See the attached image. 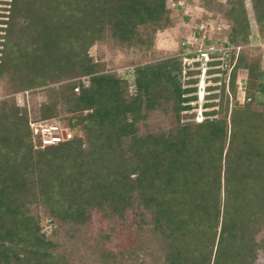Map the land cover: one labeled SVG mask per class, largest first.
<instances>
[{
  "label": "trees",
  "instance_id": "1",
  "mask_svg": "<svg viewBox=\"0 0 264 264\" xmlns=\"http://www.w3.org/2000/svg\"><path fill=\"white\" fill-rule=\"evenodd\" d=\"M202 1L199 20L228 25L210 41L243 46L234 106L224 85L202 121L184 113L197 96L185 87L196 80H184L183 57L136 65L132 92L91 54L107 36L149 52L176 24L168 0L9 1L0 35V264H70L40 208L60 228L87 225L95 211L116 220L131 210L145 234L140 248L149 243L160 264H256L264 255V57L249 46L264 42V0H250L259 38L247 0ZM189 33L199 36L194 25ZM27 91L46 100L19 106L14 94ZM43 120L69 138L35 147L30 122Z\"/></svg>",
  "mask_w": 264,
  "mask_h": 264
},
{
  "label": "rangeland",
  "instance_id": "2",
  "mask_svg": "<svg viewBox=\"0 0 264 264\" xmlns=\"http://www.w3.org/2000/svg\"><path fill=\"white\" fill-rule=\"evenodd\" d=\"M10 0H0V35L5 33L2 27L6 25L3 20H6ZM170 1V2H169ZM202 0H184V5L179 8H172V0H168V5L177 16L176 24L164 31H161L156 36V42L149 52L138 49H129L125 46L114 42L109 36L98 41L91 49V54L96 58L106 63L109 71L117 73L130 82V89L135 91L134 68L136 65L156 62L168 57L181 56L183 46L182 42L186 40L185 36L190 34L191 27L199 21L202 14L208 12L207 9L201 7ZM203 5V4H202ZM246 9L250 19L252 29L251 35L255 36L258 30V25L255 21L252 2L246 1ZM184 16H188L185 19ZM191 38V37H190ZM3 39L0 37V41ZM251 48L257 50L256 53H261L263 50L264 57V42L257 39H251L249 44ZM258 47V49H257ZM260 48V49H259ZM246 72V70L244 69ZM2 86L0 82V87ZM204 92L200 96L203 97ZM13 95V94H12ZM19 106H24L26 101L28 107L35 101L41 102L46 100L44 94L39 93L36 97H31L30 91L25 93L14 94ZM230 109L234 106L233 94L230 96ZM1 98V96H0ZM242 101V95L237 93V100ZM193 108L185 111V114L195 113V117L201 113L202 107L196 102L192 103ZM219 106L208 108V111L218 109ZM150 123V122H149ZM145 123L141 124V127ZM39 213L43 216L42 225L44 231L50 233L53 229L58 231L54 234L53 239L56 243L58 252L66 254L70 264H160L159 258H154L150 255V244L147 243L146 248H140L142 239L140 234L144 232L137 225V217L133 211L129 210L125 219L109 220L104 217L101 212L95 211L91 221L82 227H58L55 226L46 216L44 208H40ZM139 219V218H138ZM145 235V234H144ZM264 236V232L262 233ZM146 238V237H145ZM256 264H264V255H260V259Z\"/></svg>",
  "mask_w": 264,
  "mask_h": 264
},
{
  "label": "built area",
  "instance_id": "3",
  "mask_svg": "<svg viewBox=\"0 0 264 264\" xmlns=\"http://www.w3.org/2000/svg\"><path fill=\"white\" fill-rule=\"evenodd\" d=\"M183 5L184 0H172L171 3L172 8H179ZM195 27L199 30L198 38H188L181 43L184 50L182 57L186 65L183 73L185 74L184 80H196L185 84V87L196 88L189 95H196L197 99L190 101L189 104L192 105L193 102H196L204 109L194 117L196 121H202L207 117L205 112L211 108L206 107V104L220 102V97L214 95L221 94L222 86L225 85L226 92L232 96L230 88L232 72L243 46L232 45L227 38H224L222 43L217 40L210 41L217 31L228 28V25L223 22L215 19L199 20ZM256 35L259 38L258 32ZM233 51H235V57L231 63L229 58ZM188 72L190 74H187ZM236 83L238 92L242 95V101H245L247 75L243 68L239 69ZM201 92H204L203 97L200 96ZM30 127L33 131L35 147L43 148L53 145L70 136L66 129L52 121H31Z\"/></svg>",
  "mask_w": 264,
  "mask_h": 264
}]
</instances>
